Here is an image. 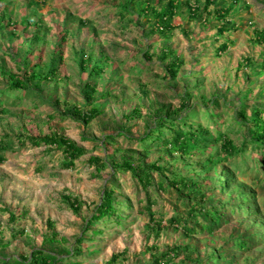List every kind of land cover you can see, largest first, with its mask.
Listing matches in <instances>:
<instances>
[{"label":"rangeland","instance_id":"1","mask_svg":"<svg viewBox=\"0 0 264 264\" xmlns=\"http://www.w3.org/2000/svg\"><path fill=\"white\" fill-rule=\"evenodd\" d=\"M176 1L175 29L164 32L142 8L161 11L169 0H0V137L58 134L87 150L67 169L61 151L15 141L0 164V264L36 248L55 264H109L114 254L116 264H153L175 246L185 251L171 264H264L261 157L250 153L246 173L141 141L167 117H187L243 142L248 117L264 110V0H212L207 10V0ZM176 177L200 184L191 201L205 194L220 206L213 232L170 223L190 210ZM107 193L117 214L87 231ZM238 239L249 249L234 247Z\"/></svg>","mask_w":264,"mask_h":264},{"label":"trees","instance_id":"2","mask_svg":"<svg viewBox=\"0 0 264 264\" xmlns=\"http://www.w3.org/2000/svg\"><path fill=\"white\" fill-rule=\"evenodd\" d=\"M205 9L207 10L212 4V0H207ZM149 3V2H148ZM147 3V4H148ZM179 8V4L176 0H169L168 4L161 11H159L155 6H149L142 8L143 13L152 12L156 18V23L160 30L164 32H171L175 29L172 23V18L176 15V11ZM219 18L227 19V15L220 14ZM222 27L221 32H224ZM257 41L264 44V29L257 30ZM66 42V38L62 37L59 47L61 48L63 43ZM230 47L229 43H224L218 48L219 53L226 52ZM61 55H63V50H61ZM149 59L152 58L148 55ZM172 63V66H175ZM52 72L57 73V69H52ZM26 82L21 78L14 88L17 90L21 89ZM186 105H184L185 107ZM78 113H81L79 110ZM100 111L98 109H92L91 112L84 114L87 122L95 119ZM70 116V115H69ZM247 116V115H245ZM211 120L213 118L217 119L216 113H211ZM244 140L240 144H235V141L229 134L230 132L222 131L221 129L212 128L211 125H202L201 123H194L187 117L181 119H175L167 117L160 128L156 129L147 138L141 139L142 143H148L152 141L153 144L170 146L171 151L174 153L181 154L187 157H201L204 156L206 159L217 164L231 163L237 170L243 169L246 172L248 168V159L252 156L250 154L252 151L257 157H261L263 168H264V110H256L254 115L248 117V120L244 124ZM229 131V130H228ZM17 142V147L24 148L29 145L34 147H40L42 145L47 146L49 149H55L61 151L63 155L67 158L66 163L63 166L67 169L74 168L75 161L80 159L82 156L87 154V150L75 144L70 138L64 135L52 134L46 136L29 135V136H10L4 135L0 137V164L4 163L7 159V154L10 150L14 149V143ZM214 146V151L213 147ZM18 148V149H19ZM14 149V150H18ZM256 157V158H257ZM255 161L254 159L252 160ZM258 162V160H256ZM90 162L95 165L102 166L104 161L99 157H92ZM127 165H132L131 162H125ZM247 173V172H246ZM141 180L146 186H150L151 181L145 171L140 172ZM231 181H227L225 186H230ZM173 188L180 194V197L186 201V207L189 210L188 215H176L170 219V223L183 228V230L188 235H193L199 233V231H209L213 232L216 225L221 223L223 218L222 209L220 206H208L204 199L205 194L201 195V201H191V192L197 194L200 190V184L196 182L189 181L186 177H176L172 182ZM218 190V189H216ZM184 195V197H183ZM107 199L101 205L97 207L96 212L89 220V227L87 231L93 230L95 222H99L109 217L115 216L117 211L113 204L112 194H106ZM186 197V198H185ZM240 199V197L238 198ZM258 209V208H257ZM239 210L238 207L233 206L231 208L232 212ZM250 211V210H249ZM203 212H206V216L211 218L212 223L209 224L202 218ZM12 218H15L12 216ZM152 221L156 222V217L154 213L151 212ZM196 222V223H195ZM195 224V226H194ZM215 224V225H214ZM159 225V224H156ZM234 247H238L242 250L249 249L250 245L246 240L238 239L233 244ZM185 249L178 246L173 247L170 251L164 253L160 258L157 257L153 264H171L172 260L180 256ZM236 258L232 259L234 262ZM56 257L50 252H46L43 249L36 248L31 256H22L20 259H15L14 261L19 264H55ZM119 260V255L114 254L109 264H116Z\"/></svg>","mask_w":264,"mask_h":264}]
</instances>
